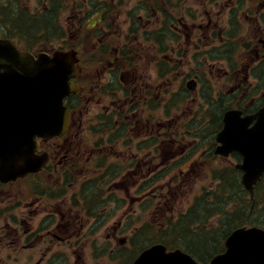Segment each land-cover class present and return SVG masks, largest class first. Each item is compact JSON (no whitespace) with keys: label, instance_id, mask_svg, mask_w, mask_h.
Wrapping results in <instances>:
<instances>
[{"label":"flooded vegetation","instance_id":"obj_1","mask_svg":"<svg viewBox=\"0 0 264 264\" xmlns=\"http://www.w3.org/2000/svg\"><path fill=\"white\" fill-rule=\"evenodd\" d=\"M135 1L136 10L142 13L136 15V22L120 26L117 23L119 17L116 19L113 10L104 7L99 16V37L89 39L90 49L87 55L94 52L92 55L98 54V60L104 61L93 64L92 56L88 57L84 69L90 83L84 94H78L79 98H85V112L93 115L92 119L96 115H106L118 123L122 116L124 120H129L127 115L131 118L153 115L150 107L152 88L138 81V71L144 65L153 64V52L158 46L154 42L137 41L133 43L134 46L128 42L131 38L138 40L140 37L148 40V35L153 34L154 26L160 21L164 29L162 57L167 58L168 67L170 64L174 65L178 60L175 55L181 51L186 53L199 48L202 43L208 46L221 38L224 31H231L220 21L224 9H227L231 25L241 22L234 14L242 12L243 24L247 26L248 35L252 36L244 44V50L248 52L245 60L250 55L253 58L248 62L244 60L238 68L239 72L242 70L244 73L243 81L253 75L258 64L264 63V25L261 24H264V0H192L198 5L195 11L187 0H174L178 16L171 14L172 0ZM83 2L85 6H93L94 1ZM113 3L114 0H99L98 6ZM74 6L75 4H67V7ZM218 8L220 9L217 11ZM70 18L72 22L68 26L69 30L83 28L76 16L72 15ZM86 29L93 32L90 26ZM171 33L174 35L173 47ZM144 46L149 48L150 54L141 53ZM52 48L43 45L32 48L31 51L50 53ZM125 54L132 55L131 62H127ZM187 69L197 72L201 69V64H188ZM79 77L86 80L82 70ZM243 81L232 86L231 92L243 93L240 89ZM234 97L242 99L238 95ZM195 100L191 98L192 102ZM67 105L74 112L70 99ZM77 112L79 115L83 114L82 109ZM71 121H75L74 115ZM81 125L82 121H79V126ZM134 125H137V120ZM137 129L130 127L131 132ZM70 141L74 142L71 133L61 139L40 142L36 154H47L45 167L39 173L29 174L16 182L0 183V264H94L87 255L88 248H104L106 241H121L118 235L126 230L127 224L123 220H127V215H119L113 225L108 227L110 215L114 213L107 211L104 206L106 172L102 161H105L103 158L112 150L95 143L74 144ZM115 147L118 149L115 151L118 162L138 167L139 162L145 161L147 167H153L151 158L138 161L132 151L127 153L126 149H121V144ZM96 180L99 183L97 193L94 191L95 187L91 191L87 186ZM118 182H122L121 176L118 177ZM37 184H54L51 188L53 192L41 193ZM63 189L65 193L61 192ZM59 192L62 194L61 199ZM118 199L121 209L126 201L120 193ZM129 200L131 203L132 198ZM101 203L103 207H100ZM132 223L130 218V225ZM104 231L108 233L105 235ZM95 263L103 264L100 257Z\"/></svg>","mask_w":264,"mask_h":264},{"label":"water","instance_id":"obj_2","mask_svg":"<svg viewBox=\"0 0 264 264\" xmlns=\"http://www.w3.org/2000/svg\"><path fill=\"white\" fill-rule=\"evenodd\" d=\"M75 52L57 51L50 58L17 50L10 41L0 39V180L8 182L21 176V161L33 153V138L46 140L61 135L69 114L63 99L75 92L70 79L75 76ZM220 144L215 154L242 156L236 168L241 182L253 195L254 185L264 173V107L254 115L242 116L228 111L217 134ZM28 167V166H27ZM31 170V169H29ZM224 253L209 264H264V231L240 228L225 241ZM133 264H197L189 255L163 245L145 249Z\"/></svg>","mask_w":264,"mask_h":264},{"label":"rangeland","instance_id":"obj_3","mask_svg":"<svg viewBox=\"0 0 264 264\" xmlns=\"http://www.w3.org/2000/svg\"><path fill=\"white\" fill-rule=\"evenodd\" d=\"M10 1L14 0H0L1 4H8L5 8L0 9V13L8 10L17 11V9L22 8L27 13L31 14L34 18H38L41 16V12L50 4L48 0H15L19 3L18 6L15 3ZM65 2L66 0H60ZM74 1L75 5H79V2L83 0H72ZM187 2L191 5L194 11L198 8V5L194 3L192 0H187ZM117 5L119 6V19L118 24L120 26L123 24L121 18H128L132 15H140L141 12L136 10V1L135 0H116ZM12 5V6H10ZM183 6V5H181ZM72 8H69L65 12L62 13L60 16V23L62 25L68 24L70 17L73 15ZM10 13V12H9ZM3 17L0 15V18ZM23 17V16H21ZM117 19V15H116ZM18 19H13L11 22H15L12 27L17 28L20 26L21 29L25 27L24 20L17 21ZM154 21V19H153ZM10 22V20H9ZM22 23V24H21ZM21 24V25H20ZM144 24L141 23V26ZM242 28H245L246 25L243 22H240ZM140 26V27H141ZM159 23L154 26L157 29ZM66 27V26H65ZM139 27V28H140ZM11 36H14L13 32H9ZM37 34L36 36H38ZM16 40L19 42L18 38ZM63 40V42H62ZM76 41V39H72ZM134 38L129 40V43L133 45ZM48 46H53L54 49L60 46H69L70 41L68 38L49 41V43H45ZM134 46V45H133ZM149 48L144 46L142 48L141 53L146 55L148 54ZM202 51L199 56V61H188L189 64L192 66L196 63L201 62L202 66L201 69H204L198 72L199 81H200V89L205 92H209L211 97L215 99L221 106L224 105L223 110L227 107L232 108L237 106V103L232 100L230 94L226 91L229 87V80L233 79V72L224 71L216 66V59H214L213 54L211 55L210 52ZM238 57V55H237ZM235 53L233 52L229 56V60L233 61L235 59ZM162 57L158 58L156 61H161ZM192 59V58H190ZM208 59V61H207ZM158 62V63H159ZM140 72L151 77V81L157 84V73L155 71V65L148 70L143 66L140 69ZM196 72H188L186 69L183 71L181 68H176L175 71L171 72L170 78L165 77L164 80H159L162 83L159 85H155L156 89L153 88V97H154V107L160 108V106L165 109V103L170 108L171 115H153L152 119V130L149 128L148 131H145V136H139L140 138L144 139L150 135L158 134L159 143L154 149L155 152L153 153L154 158L158 155L159 162L162 158L166 159L161 165L157 162V166L153 168V173L158 176V179L150 184V188L148 190L153 191V194L157 198L154 197L148 200H143L145 197H141L138 194V201L137 204L135 202V206L137 208V229L141 225H149L152 227V232L157 231V227L161 226V229L165 226V224L170 220L171 222H175L179 215H182L186 212L187 208L193 201V197L199 195L201 193L202 188H206L210 185V170L215 166H225L229 164V161L226 160H218L213 162L212 159L204 157L205 154L209 150V142H210V135L206 131L208 127V123L206 121V129L204 132L201 131L202 120L201 116L204 114L206 110L203 107H198L196 111H193V103L189 102L187 104H183L182 101V84L189 81L192 76L187 77L189 74H195ZM183 74V75H182ZM187 75V76H184ZM235 76V75H234ZM170 84V85H168ZM181 90V91H180ZM181 95V96H180ZM200 98V97H199ZM202 99V98H201ZM260 99L259 92H255L253 96H249L246 99V106H251L257 104L256 102ZM200 102L198 99L197 104ZM160 112V110H159ZM210 114V112H209ZM87 118H91L93 115H86ZM143 119L146 118V115H142ZM164 119V120H163ZM167 120L169 122V137L168 141L161 143L164 139V132L161 129H157V122L164 121L167 124ZM207 120V119H206ZM95 125V124H93ZM167 127V125H165ZM202 136L201 138H199ZM141 139V140H142ZM165 147L164 156L161 155V151L163 147ZM145 153H149L148 150H144ZM178 159H182L178 161ZM144 183L138 184V189L140 190L141 187L139 185ZM133 184H126V186L131 187ZM126 187V188H128ZM143 192H146V185H143ZM141 192V191H140ZM113 200V201H112ZM106 207H114V196L111 198L106 199ZM215 220H213L214 222ZM145 227V226H144ZM214 227V226H211ZM136 233V232H135ZM132 232H126L123 234L122 237L129 238ZM204 238L203 235H196L195 240L196 245L194 248L197 247V250L193 248L197 253L205 256V252L203 249V243L201 239ZM126 243H124L125 245ZM130 244V243H129ZM129 244L126 246H122L120 252H122V257L119 258V264H124L125 259L127 256L132 254ZM207 246V254H210L213 250L209 246V243H205Z\"/></svg>","mask_w":264,"mask_h":264},{"label":"trees","instance_id":"obj_4","mask_svg":"<svg viewBox=\"0 0 264 264\" xmlns=\"http://www.w3.org/2000/svg\"><path fill=\"white\" fill-rule=\"evenodd\" d=\"M1 8L0 6V9ZM12 15L8 11L7 13L2 11L3 17L0 18V26L12 19ZM19 15H23L25 21H29V14H27L25 10L21 11ZM53 15L54 13L51 11L43 13L37 21L39 27L47 28L50 24L48 19ZM25 21H23L24 24ZM12 23L14 24L15 22H11V24ZM17 29L19 30L20 26H18ZM207 118L210 119L213 132L220 128L222 115H202V124L206 123ZM204 131L203 126L202 132ZM212 146L213 144L211 143V147ZM211 150L210 148L209 156L213 159L214 157L212 156ZM234 158L238 159L239 157L235 154ZM211 175L212 182L214 180L216 181L214 190L212 192L211 190H207L205 194L203 193L204 195L202 194L199 198L195 199L187 214L180 216L176 224L169 222V226L162 229L163 232H156L154 235H152L151 229L145 226L139 230L136 238L147 239L151 243L160 242L167 245L171 244V246L180 247L188 252V250H197V247L194 248L196 241L193 239H195L196 235H203L204 238L201 239L203 249L206 251L207 246L205 243H209L212 249L218 250V248L222 246V238L236 227L246 225L264 227V177L255 188L254 198L250 200L249 195L240 184L238 171L232 166L212 168ZM205 196L209 198L204 200ZM213 220H215V222H213ZM212 224L218 226V229L208 233L207 231ZM168 231L173 234L172 238L169 240L167 237ZM213 234L216 236L220 235V238L217 239L218 241L215 239H212L213 241L211 240L209 235ZM136 244L138 245V242L135 243V245ZM186 248L188 250H186ZM193 248L195 250H193ZM191 253L193 255L196 251L190 252V254Z\"/></svg>","mask_w":264,"mask_h":264},{"label":"bare ground","instance_id":"obj_5","mask_svg":"<svg viewBox=\"0 0 264 264\" xmlns=\"http://www.w3.org/2000/svg\"><path fill=\"white\" fill-rule=\"evenodd\" d=\"M222 197V196H221Z\"/></svg>","mask_w":264,"mask_h":264}]
</instances>
